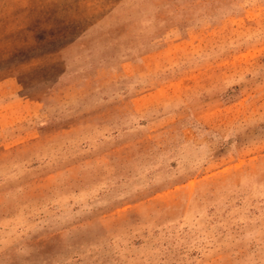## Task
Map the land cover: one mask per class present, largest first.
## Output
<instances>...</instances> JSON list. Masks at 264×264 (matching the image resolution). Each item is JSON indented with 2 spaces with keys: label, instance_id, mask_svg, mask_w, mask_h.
Here are the masks:
<instances>
[{
  "label": "rangeland",
  "instance_id": "rangeland-1",
  "mask_svg": "<svg viewBox=\"0 0 264 264\" xmlns=\"http://www.w3.org/2000/svg\"><path fill=\"white\" fill-rule=\"evenodd\" d=\"M0 264H264V0H0Z\"/></svg>",
  "mask_w": 264,
  "mask_h": 264
},
{
  "label": "crops",
  "instance_id": "crops-1",
  "mask_svg": "<svg viewBox=\"0 0 264 264\" xmlns=\"http://www.w3.org/2000/svg\"><path fill=\"white\" fill-rule=\"evenodd\" d=\"M147 97H149L148 94H146V95H142V96H140V97H138V98H147ZM138 98H135V99H138ZM133 100H134V99H133Z\"/></svg>",
  "mask_w": 264,
  "mask_h": 264
}]
</instances>
